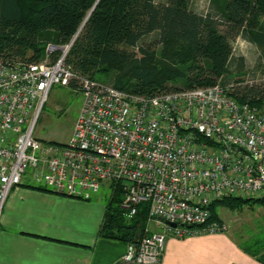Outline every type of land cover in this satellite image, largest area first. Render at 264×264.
Segmentation results:
<instances>
[{
  "label": "built area",
  "instance_id": "obj_1",
  "mask_svg": "<svg viewBox=\"0 0 264 264\" xmlns=\"http://www.w3.org/2000/svg\"><path fill=\"white\" fill-rule=\"evenodd\" d=\"M71 44L47 45L37 64L0 59V217L18 186L84 201L118 187L128 217L148 206L144 235L126 261L157 264L170 237L226 230L210 222L213 202L264 198V110L219 84L144 96L77 78L65 63ZM75 80L82 105L70 138L36 139L51 88Z\"/></svg>",
  "mask_w": 264,
  "mask_h": 264
},
{
  "label": "trees",
  "instance_id": "obj_2",
  "mask_svg": "<svg viewBox=\"0 0 264 264\" xmlns=\"http://www.w3.org/2000/svg\"><path fill=\"white\" fill-rule=\"evenodd\" d=\"M189 2L0 0V59L37 64L47 45L72 41L65 63L77 78L99 82L98 75L115 71L108 76L113 88L155 96L219 84L229 76L231 45L242 38L260 50L264 74V0H211V10L205 14L191 10ZM237 61L240 70L243 60ZM238 83L225 85L223 80L220 86L239 103L261 109L264 80ZM68 87L80 92L76 80ZM113 191L98 236L135 245L144 235L148 206L141 204L128 217L120 207V189ZM254 205L264 208V198H222L210 205V222L221 224L217 207L240 211ZM248 242L251 245L240 244L244 252L264 264V236L258 234Z\"/></svg>",
  "mask_w": 264,
  "mask_h": 264
},
{
  "label": "crops",
  "instance_id": "obj_3",
  "mask_svg": "<svg viewBox=\"0 0 264 264\" xmlns=\"http://www.w3.org/2000/svg\"><path fill=\"white\" fill-rule=\"evenodd\" d=\"M97 195L84 201L28 186L11 189L0 217V264H136L125 259L129 245L98 236L106 203ZM157 264L263 263L225 232L170 237Z\"/></svg>",
  "mask_w": 264,
  "mask_h": 264
},
{
  "label": "rangeland",
  "instance_id": "obj_4",
  "mask_svg": "<svg viewBox=\"0 0 264 264\" xmlns=\"http://www.w3.org/2000/svg\"><path fill=\"white\" fill-rule=\"evenodd\" d=\"M189 7L198 14H205L211 10V0H190ZM264 25V16L261 18ZM232 56L229 62V76L219 80V85L223 80L228 84H252L264 80L263 58L260 50L242 38L236 39L232 43ZM159 47H157V50ZM238 59L243 60V67L239 70ZM115 72V71H113ZM107 74L98 75V83L110 85L111 77ZM82 105V95L68 86L54 85L43 106L39 120L33 132V136L43 142H54L63 144L68 141L74 122L79 114ZM110 189L103 188L97 197L104 203L108 200ZM107 198V199H106ZM217 215L221 224L226 227V233L240 241L244 246L251 245L253 236L258 234L264 236V208L259 205L244 207L240 211H231L227 208L217 207ZM153 228V226H152ZM154 229V228H153Z\"/></svg>",
  "mask_w": 264,
  "mask_h": 264
},
{
  "label": "water",
  "instance_id": "obj_5",
  "mask_svg": "<svg viewBox=\"0 0 264 264\" xmlns=\"http://www.w3.org/2000/svg\"><path fill=\"white\" fill-rule=\"evenodd\" d=\"M264 110V105L262 106V108H261V111H263ZM162 221V223L164 224V225H167V226H169V227H171V228H175L176 227V225L175 224H172V223H169V222H167V221H164V220H161ZM140 234H141V232H139V236H140Z\"/></svg>",
  "mask_w": 264,
  "mask_h": 264
},
{
  "label": "bare ground",
  "instance_id": "obj_6",
  "mask_svg": "<svg viewBox=\"0 0 264 264\" xmlns=\"http://www.w3.org/2000/svg\"><path fill=\"white\" fill-rule=\"evenodd\" d=\"M225 232H226V230L223 233H225Z\"/></svg>",
  "mask_w": 264,
  "mask_h": 264
}]
</instances>
